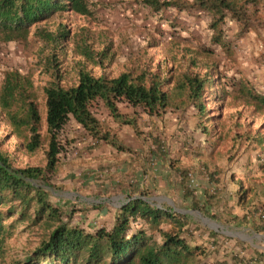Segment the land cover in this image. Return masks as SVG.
<instances>
[{
  "label": "rangeland",
  "instance_id": "obj_1",
  "mask_svg": "<svg viewBox=\"0 0 264 264\" xmlns=\"http://www.w3.org/2000/svg\"><path fill=\"white\" fill-rule=\"evenodd\" d=\"M121 1L91 0L92 13L87 16L72 12L58 13L33 26L25 40L4 42L0 35V83L4 73L13 70L30 80L42 119L40 133L44 136L43 87L52 81L64 87L75 85L80 69L96 77H115L125 71H145L167 78L168 71L177 76H202L207 71L204 64H216L219 74H216L215 85L206 87L202 98L205 115L199 114L194 103L186 100L185 96L181 99V94L175 103L183 100L185 105L179 108L172 105L160 117L148 116L141 109L133 114L132 109L120 105L119 111L128 119L132 116L136 118L135 127L120 125L113 128L101 102L94 105V112L104 129H110V132L117 129L129 143L142 146L135 151L131 149L129 153L132 158L144 156L145 167L152 169L157 162L158 168L170 171L169 182L178 184L182 202L176 205L169 201L174 206L170 207L160 200H144L157 204L158 208H176L178 211L173 209L175 212L192 216L184 231L187 229V238L193 244L206 251L207 255L200 258V264H259L255 253L264 252V233L255 232L253 222L256 221L257 212L255 215L253 213L255 207L264 203V196H244L242 193L256 182L264 186V149L255 142L257 132L264 133V116L255 114L253 107L235 93V87L228 82V78L235 72H242L249 79L253 78L255 72L260 79L264 75L262 70H256L258 63H264V0L259 6L258 24L241 36L238 23L229 19L223 22L224 36L233 44L231 55L218 46L211 53L205 51L212 45L214 31L210 30V18L203 12H179L168 8L157 13L143 6L140 3L142 0ZM37 28L56 36L65 29L69 36L55 43H47L35 35ZM86 51L92 53L94 61L84 56ZM192 59L198 62L196 67L192 66ZM225 83L228 85L225 86ZM170 88L171 85H167L166 89ZM222 88L228 93L223 95ZM77 127L71 119L62 138H78L80 144L86 143L89 137ZM21 143L22 140L14 133L0 108V150L10 157L14 168H44L46 142L33 154L27 153ZM91 148L85 146L82 150L88 152ZM71 152L69 157L79 161L67 166L68 158L62 154L56 172L47 176L50 187H46V190L50 192L51 203H60L61 208L69 212L73 224L78 222L85 227L109 222L111 225L113 217L109 221L107 216V221L101 223L99 215H96L99 203H83L85 194L89 192L95 196L90 197L93 201H99L98 194L93 190L100 185L99 174L92 169L94 174L88 176L90 180H84L87 184L81 182L91 161L81 159L79 153H73V150ZM215 169L219 172L213 174ZM181 173L186 175L183 186ZM210 173L214 182L210 179ZM34 183L43 185L41 180ZM90 186L93 189H89ZM183 187L192 190L197 197L205 190L213 193L217 189V194L221 196L220 210L226 211L228 217L243 219L245 216L242 226L234 227L226 220L222 226L200 215L193 210L190 198L184 196ZM242 195L245 198L241 199ZM105 196L108 197L105 200L111 202L110 194ZM228 217L225 218L231 219ZM17 218L18 215H14L4 222L11 234L5 242L6 250L1 257L5 261L2 264L24 259L41 242V224L29 229L28 220L17 222ZM214 224L219 227L215 228ZM160 227L163 230L175 229L169 222ZM209 231L218 234L213 237ZM147 232L158 238L156 232Z\"/></svg>",
  "mask_w": 264,
  "mask_h": 264
},
{
  "label": "trees",
  "instance_id": "obj_2",
  "mask_svg": "<svg viewBox=\"0 0 264 264\" xmlns=\"http://www.w3.org/2000/svg\"><path fill=\"white\" fill-rule=\"evenodd\" d=\"M262 1L142 0L140 3L157 13L168 8L179 12L186 10L205 13L210 18V30L214 31L212 45L205 51L211 53L218 46L227 55H231L233 44L224 36L223 22L229 19L238 23L241 36L258 24ZM91 3V0H0V35L4 42L25 40L33 26L58 13L90 15ZM35 35L44 42L55 43L66 39L69 32L63 29L56 36L37 28ZM84 56L95 60L91 57V52L86 51ZM191 64L196 67L198 62L192 59ZM204 66L207 71L202 76H177L168 71L167 78L145 71H125L115 77H96L80 69L75 85L64 87L54 81L49 82L43 87L46 125L44 136L40 133L42 119L32 83L18 71L5 72L0 83L1 110L14 133L22 140L21 147L27 153L39 151L44 142L47 150L44 168L23 169L14 168L10 157L0 150V264L5 261L1 257L6 250V239L11 234L4 222L14 215H18L17 222L28 220L29 229L41 224L43 233L36 249L24 259L12 260L10 264H200V258L207 255L206 251L196 243L193 244L187 238V229L184 231L192 219L190 214L158 208L148 201L136 198L123 203L116 210L111 225L88 224L82 227L78 222L73 224L69 212L61 208L60 203H51L50 192L46 187H50L47 176L56 172L60 156L65 154L68 157L74 142L78 140L66 136L62 138L71 119L89 139L98 141L108 140L110 137V129L103 128L94 112V105L99 102L107 111L108 120L116 126L135 127L137 124L135 117L128 119L127 115L119 111L120 105L132 109L133 114L141 109L148 116L160 117L172 105L176 108L185 105L183 100L175 103L180 94L181 99L185 96L186 100L194 103L199 114L205 115L206 107L202 101L204 90L215 85L216 74L219 72L214 63ZM259 69L264 72V63H258L256 70ZM256 74L257 72L249 79L242 72H235L232 77L229 75L228 82L235 87V93L253 107L255 114L264 116V75H260V79ZM167 85H171L170 90L166 89ZM221 93L224 95L228 91L222 88ZM257 133L255 142L264 149V133ZM115 146L119 151L126 149L119 143ZM213 171V174L219 172L217 169ZM181 175L183 186L186 175ZM210 179L214 182L211 173ZM37 180H41L43 185H36L34 182ZM182 190L184 196L190 198L193 210L200 215L222 226L225 224L224 220L234 227L242 226L245 216L243 219L228 217L225 215L226 211L220 210L221 196L217 194V189L213 193L205 190L199 197L192 190L184 187ZM242 194L264 196V186L256 182V185H250ZM243 195L241 199L245 198ZM56 201L59 202L58 199ZM259 205L254 208L253 215L256 211L257 216L253 227L256 233H264V203ZM166 222L173 224L175 229L163 230L160 226ZM81 223L83 224L82 219ZM147 230L156 232L158 238L154 234L150 235ZM209 234L214 237L218 233L209 231ZM255 254L259 264H264V252Z\"/></svg>",
  "mask_w": 264,
  "mask_h": 264
},
{
  "label": "crops",
  "instance_id": "obj_3",
  "mask_svg": "<svg viewBox=\"0 0 264 264\" xmlns=\"http://www.w3.org/2000/svg\"><path fill=\"white\" fill-rule=\"evenodd\" d=\"M115 126L114 124L113 128ZM88 140L83 144H80L78 140L75 141L72 150L73 153H79L81 159L91 161L90 167L87 166L81 182L86 183V180H90L89 177L94 174L92 169H96V172L99 174L100 185L95 187V189L92 186L89 187V189L95 190V193L98 194L99 201H93V198L90 197L95 198V196L90 195L91 193L89 192L86 193L89 194V197H86L85 194V201L83 203L87 205L91 202L99 203L100 206L96 215H99L101 222L107 221V216H109V221L113 217L111 219L113 221L116 210L119 204H123V201L125 203L136 198L142 200L148 198L149 201L160 200L167 203L170 207L174 206L169 201L176 203V205L182 202L183 196L180 188H178V184L169 182L168 175L170 171L158 168L157 162L154 164L155 168L150 169V167H145L144 156L139 155L136 158H132L133 156L129 153L131 149L135 151L142 146H135L129 143L117 129L111 131L108 140H98L88 152H84L82 149L85 146H89ZM116 143L122 144L126 149L124 151L117 150ZM67 158L69 161L67 166L79 161L77 158L73 159L69 156ZM89 168L91 169L89 170ZM80 171L82 170L80 169ZM108 193L111 198V202L109 203L105 200L108 198L105 196ZM153 205L157 206V204ZM173 209L178 211L176 208Z\"/></svg>",
  "mask_w": 264,
  "mask_h": 264
},
{
  "label": "clouds",
  "instance_id": "obj_4",
  "mask_svg": "<svg viewBox=\"0 0 264 264\" xmlns=\"http://www.w3.org/2000/svg\"><path fill=\"white\" fill-rule=\"evenodd\" d=\"M90 141H93V139H89V140L87 141L88 145L93 147V145L90 144ZM94 141L96 142L97 140H94ZM95 144H96V143H95Z\"/></svg>",
  "mask_w": 264,
  "mask_h": 264
},
{
  "label": "water",
  "instance_id": "obj_5",
  "mask_svg": "<svg viewBox=\"0 0 264 264\" xmlns=\"http://www.w3.org/2000/svg\"><path fill=\"white\" fill-rule=\"evenodd\" d=\"M214 226H215V228L219 227V226L216 225V224H214ZM223 233L228 234V235H231V233H229V232H225V231H224Z\"/></svg>",
  "mask_w": 264,
  "mask_h": 264
},
{
  "label": "built area",
  "instance_id": "obj_6",
  "mask_svg": "<svg viewBox=\"0 0 264 264\" xmlns=\"http://www.w3.org/2000/svg\"><path fill=\"white\" fill-rule=\"evenodd\" d=\"M95 143L96 142L94 140L93 141H90V144L93 145V146L95 145Z\"/></svg>",
  "mask_w": 264,
  "mask_h": 264
}]
</instances>
